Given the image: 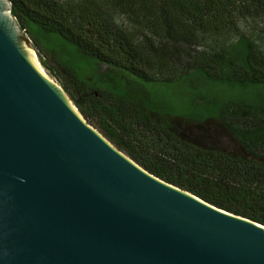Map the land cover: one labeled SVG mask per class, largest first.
I'll return each instance as SVG.
<instances>
[{
	"label": "water",
	"instance_id": "obj_1",
	"mask_svg": "<svg viewBox=\"0 0 264 264\" xmlns=\"http://www.w3.org/2000/svg\"><path fill=\"white\" fill-rule=\"evenodd\" d=\"M11 9L0 0V264H264V226L120 151Z\"/></svg>",
	"mask_w": 264,
	"mask_h": 264
},
{
	"label": "trees",
	"instance_id": "obj_2",
	"mask_svg": "<svg viewBox=\"0 0 264 264\" xmlns=\"http://www.w3.org/2000/svg\"><path fill=\"white\" fill-rule=\"evenodd\" d=\"M10 1L46 68L43 52L75 76H95L93 92L76 96L64 86L89 124L94 120L112 144L157 178L264 226V52L241 30L243 22L264 20V0ZM101 66L145 83L197 80L236 91L224 102L205 101V108L215 105L214 117L199 120L216 121L235 150L183 141L175 117L157 115L143 87L122 92ZM108 82L111 90L103 88ZM193 122L184 124L199 126ZM138 126L153 134L154 152L132 132Z\"/></svg>",
	"mask_w": 264,
	"mask_h": 264
},
{
	"label": "rangeland",
	"instance_id": "obj_3",
	"mask_svg": "<svg viewBox=\"0 0 264 264\" xmlns=\"http://www.w3.org/2000/svg\"><path fill=\"white\" fill-rule=\"evenodd\" d=\"M241 28L243 32L252 38L258 49L264 52V20L257 19L250 22H243ZM37 53L39 56L38 60L42 62L38 51ZM42 54L45 62L49 66V69L47 68L48 72L54 81L62 88L67 86L76 96H79L78 93L84 92L85 90L87 92H93L89 87L95 89V76L92 75L90 71L82 76H75L71 70H64L65 66L62 63H58L57 57L49 53L43 52ZM99 72L103 74L105 78L112 77L114 81L118 82L122 92H127L130 87L132 89L143 87L148 92L153 102L158 105L159 108L154 110L157 115H171L175 117L171 119V121L174 123V126L178 128L183 141L219 150H235V142H233L225 130L217 125L216 121L211 120L204 125L200 123L199 120H201L202 116L208 119L214 117L210 110H213L215 105H211L210 108L207 105L205 108L204 105H202L205 104V101L210 98H216L218 101L224 102L228 97L238 95L236 91L230 92L219 86L212 88L209 85H201L197 80H194L192 84L188 83L186 80L170 84L145 83L141 80L132 78L124 72L117 75L119 72L111 70L106 66H101ZM83 83L85 85H83ZM103 88L111 90L113 85L111 82H108ZM187 120H193L194 124L199 123V126L202 128L199 126H190L187 128L184 124ZM91 123L90 125L94 128L97 127L94 120H92ZM96 129L102 133L98 128ZM132 132L140 139L142 145L145 147L148 146L149 150L154 152L153 149L150 148L152 145L151 143L154 142L153 134L140 126L133 128ZM136 144H138V142H136Z\"/></svg>",
	"mask_w": 264,
	"mask_h": 264
},
{
	"label": "bare ground",
	"instance_id": "obj_4",
	"mask_svg": "<svg viewBox=\"0 0 264 264\" xmlns=\"http://www.w3.org/2000/svg\"><path fill=\"white\" fill-rule=\"evenodd\" d=\"M33 53V55L36 57L35 53L33 51H31Z\"/></svg>",
	"mask_w": 264,
	"mask_h": 264
}]
</instances>
